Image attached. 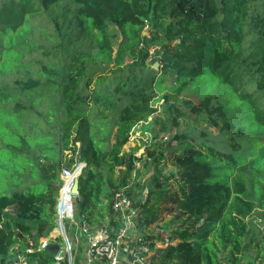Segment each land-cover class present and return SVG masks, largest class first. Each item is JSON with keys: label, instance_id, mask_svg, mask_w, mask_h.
Masks as SVG:
<instances>
[{"label": "trees", "instance_id": "trees-1", "mask_svg": "<svg viewBox=\"0 0 264 264\" xmlns=\"http://www.w3.org/2000/svg\"><path fill=\"white\" fill-rule=\"evenodd\" d=\"M39 14L54 24L51 47L28 35ZM38 46L50 47L46 60L30 55ZM165 71L175 83L163 84ZM208 74L219 94L228 87L247 104V127L206 94L188 105L216 134L186 127L169 134L171 146L151 138L140 156L123 149L157 100L171 106ZM165 119L168 130L180 125L174 110ZM142 159L150 174L140 183ZM168 161L176 172L165 175ZM77 162V206L90 219L114 221L112 198L125 186L151 248L158 235L145 227L161 198L186 217L155 249L158 264H223L221 252L251 264L241 255L254 237L246 219L264 210V0H0V264L19 238L51 231L60 170ZM138 186L146 198L133 196Z\"/></svg>", "mask_w": 264, "mask_h": 264}, {"label": "built area", "instance_id": "built-area-1", "mask_svg": "<svg viewBox=\"0 0 264 264\" xmlns=\"http://www.w3.org/2000/svg\"><path fill=\"white\" fill-rule=\"evenodd\" d=\"M84 165L77 162L72 168H61L51 231L44 237L27 234L19 238L3 264H152V254L148 258L151 241L132 235L138 207L128 198L127 186L113 195L114 221L105 212L104 218L90 219L78 208L79 192L72 188ZM169 242L166 238L162 247ZM49 244H58L54 254L46 250Z\"/></svg>", "mask_w": 264, "mask_h": 264}, {"label": "rangeland", "instance_id": "rangeland-1", "mask_svg": "<svg viewBox=\"0 0 264 264\" xmlns=\"http://www.w3.org/2000/svg\"><path fill=\"white\" fill-rule=\"evenodd\" d=\"M27 22L29 24L28 30L32 31L28 35L35 37L39 35V42L43 45L45 44L46 46L51 47L54 42L51 41V37L49 35L50 33H52L54 24L50 22L49 16L46 14H39L29 18ZM145 32H148V29H145ZM50 47L47 48L45 46H38L30 53V55L39 59L46 60L48 55H45L44 52L48 51L50 53ZM153 50L154 48L151 52L156 53ZM156 55L157 53L154 56ZM156 63L157 66H154ZM152 66L155 69L159 68L158 61L156 60ZM164 75V85L168 86L172 83H175L176 75L173 71H165ZM217 82L218 79L210 74L204 77L200 76L195 79L191 85H188L186 91L182 92L178 97H170L169 102L171 106H168V104H164L163 99L161 98L157 100L153 104V106L156 107V111L148 117L147 121L140 122L135 128H131L128 141L124 144L123 149L129 150L130 148L137 146L139 148L136 150L135 155L140 156L141 153H144L145 148L148 145L146 140L149 138H154L153 143L160 140H165L167 144L171 146L174 144V141H172L171 144L168 142L169 134L180 133L184 131L186 127L196 129L201 126H207L213 131V133L216 134L217 128L211 125V123L207 119L192 112L188 105L197 104L200 101L201 97L206 94H211L214 96L219 95L222 98L220 99V101L227 113L233 116V120L238 122L239 126H244L247 120L243 121V117L250 115V110L249 108H247V104L237 99L228 87H226V89L228 90H224L226 93L223 92L219 94L221 92V88L219 87ZM164 92L168 94L170 93L166 88ZM173 104H176L177 107L175 108L174 106H172ZM171 110L175 111V114L180 121V125L178 127H172V129L168 130V123L165 118ZM250 133L252 134V136L255 135L254 132ZM136 169H138V171L140 170V183L144 182V178L146 179L150 173L145 172L143 159L136 162ZM118 171L119 169L117 168L115 171V175L118 174ZM170 172L175 173L176 168L168 161L164 173L165 175H167ZM175 184L176 181L174 177L166 181L167 187L169 188L170 186L169 190H173L175 188ZM37 191H39V189H37ZM132 194L133 196L139 194L138 196H140L141 198H146L147 188L144 187L141 189L140 186H138L134 189ZM154 197H156V195ZM158 207V219L145 227L146 231L158 235V237L155 238L154 246L151 248V252L148 255L149 258V256L152 254L150 257V261L152 262V264H158L157 252L155 249L164 245L165 239L168 238L169 235L168 229L178 226H185V224H187L185 222L186 217L180 215L179 211L169 201L167 196L159 200ZM178 215L180 216L178 217ZM246 220L249 226L254 229V237L251 241L250 246L248 247V250L246 252H243L241 257L243 261H249L251 262V264H264V210H262L261 208H257L256 211ZM165 225L167 226V228L165 227ZM132 235L140 236V232L137 231V229H134ZM219 256L223 264H231L228 260H226L223 252H221Z\"/></svg>", "mask_w": 264, "mask_h": 264}, {"label": "water", "instance_id": "water-1", "mask_svg": "<svg viewBox=\"0 0 264 264\" xmlns=\"http://www.w3.org/2000/svg\"><path fill=\"white\" fill-rule=\"evenodd\" d=\"M157 66V63L154 65ZM73 192L77 193L79 192V185H78V180L75 181L73 188H72ZM58 244H49L46 246V250L50 251L51 253H55L57 250Z\"/></svg>", "mask_w": 264, "mask_h": 264}]
</instances>
